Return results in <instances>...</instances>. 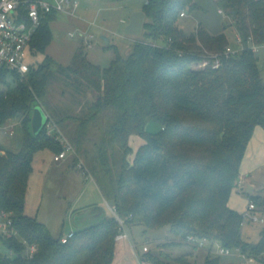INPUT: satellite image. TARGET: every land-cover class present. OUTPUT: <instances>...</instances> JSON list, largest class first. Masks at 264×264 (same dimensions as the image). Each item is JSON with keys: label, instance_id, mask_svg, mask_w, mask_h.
<instances>
[{"label": "trees", "instance_id": "obj_1", "mask_svg": "<svg viewBox=\"0 0 264 264\" xmlns=\"http://www.w3.org/2000/svg\"><path fill=\"white\" fill-rule=\"evenodd\" d=\"M218 1L244 44L234 56L224 55L230 42L224 30L213 33L199 23L187 33L179 23L182 11L201 8L197 0H145V39L134 41L126 57L117 54L106 67L76 46L67 65L46 53L23 77L0 69L5 86L0 127L19 119L22 132L16 150L0 142V210L10 214L17 231L0 235L11 253L0 257V264H112L115 258L120 225L113 214L62 242L61 235L25 213L35 152L61 150L45 126L38 134L32 131L37 104L70 137L74 162L82 156L125 224L169 225L175 236L219 239L264 253V228L256 242L244 240L243 215L228 205L247 143L255 126H264V81L257 53L249 47L250 39L264 43V0ZM56 17L55 10L42 17L32 50L45 52ZM168 38L166 45L155 44ZM213 53H218L217 67ZM203 61L207 64L201 66ZM149 119L159 124L157 130L147 129ZM133 134L145 142L129 159ZM259 203L264 210V197ZM29 244L36 245L32 257L25 253ZM204 264H221L220 255H208Z\"/></svg>", "mask_w": 264, "mask_h": 264}, {"label": "rangeland", "instance_id": "obj_2", "mask_svg": "<svg viewBox=\"0 0 264 264\" xmlns=\"http://www.w3.org/2000/svg\"><path fill=\"white\" fill-rule=\"evenodd\" d=\"M70 1L63 4L65 9L59 11L52 23L53 38L45 52L32 50L35 55H29V61L40 62L46 53H50L57 62L67 65L76 46H80L91 62L106 67L117 54L126 57L131 52L134 41L145 39L143 33L131 35L124 31L130 13L134 8L142 7L145 0H76V8L72 4L74 0ZM197 2L201 6L200 9L186 12L185 16L179 17V23L184 30L187 33L192 32L199 23L212 32L224 30L229 44L236 47L238 32L229 14L220 7L219 1ZM219 8L224 10V14L218 12ZM163 41L159 39L157 43L162 44ZM250 42H253L252 39ZM256 53L264 81V43ZM2 87L5 86L0 83V88ZM88 97L92 99L90 94ZM146 127L149 131H155L159 124L149 119ZM8 129H13L14 133L10 135ZM21 134L20 120H10L8 124L0 127V142L5 148L16 150L20 145ZM66 137L70 141L67 134ZM144 142L145 139L140 135L131 136L132 152L129 159L134 157L137 148ZM80 158L83 159L82 156ZM76 163L73 157L69 156L60 161L54 160L53 152L49 149H41L34 154L26 192L25 213L43 222L54 236H66L71 230L73 232L86 228L100 221L106 214H112L108 207L112 201L106 194L107 188L88 171L83 173ZM251 179L258 185L253 194L259 197L255 200L256 211L263 220L252 221L245 217L242 238L256 242L264 228V210L259 203L264 197V167ZM248 201L249 198L246 202L243 201L244 211ZM5 220L6 218L0 215V223ZM124 230L128 234V246H134L136 253L128 254L124 264H204L208 255L216 256L210 246L195 248L183 237L171 234L169 225L152 228L133 223L125 224ZM144 245L148 246V251L143 250ZM147 253L156 258L149 259ZM5 254L11 253L2 245L0 236V257ZM220 262L238 264L241 258L235 253L223 254L220 255Z\"/></svg>", "mask_w": 264, "mask_h": 264}, {"label": "built area", "instance_id": "obj_3", "mask_svg": "<svg viewBox=\"0 0 264 264\" xmlns=\"http://www.w3.org/2000/svg\"><path fill=\"white\" fill-rule=\"evenodd\" d=\"M70 0H0V69H6L8 72H15L23 77L29 70L30 63L28 60L29 55L32 52L31 40L41 23L42 17L52 10L57 12L63 11L65 8L64 3H70ZM74 8L78 6V2L74 0L72 2ZM218 12L224 14V10L219 8ZM186 11L181 12V16L185 15ZM71 35H73L71 33ZM162 44L158 46L166 45L170 42V38L163 39ZM250 41V40H249ZM236 47L228 44L224 50V55L227 57L237 55L240 53L244 44L239 34L236 36ZM260 45L254 42H249V47L252 51L257 52ZM214 61L213 67H217L220 64L218 53H213ZM207 64V61H203L201 66ZM45 128L48 134L53 135L61 145V150L54 153L53 159L60 160L68 155H76V151L68 140V138L57 127L55 122L47 114V121ZM10 135L14 133L13 129L7 130ZM56 131V132H55ZM77 166L82 169L83 173H87L84 163L81 159H78ZM111 213L115 216L119 222V232L117 233L116 242L126 240L128 238L125 229L124 219L117 213L116 206L114 204L108 205ZM257 205L253 199H249L247 209L242 213L243 219L241 225L245 222V217H249L252 221L263 220L259 218L257 214ZM0 215L5 217L6 220L0 223V235L17 234V231L12 226V219L10 214L0 210ZM72 231L66 236H61V241L65 242L68 237L72 235ZM183 239L186 242L191 243L195 248H204L210 246L212 251L216 255L235 253L241 258V262L238 264H260L264 261V253L255 254L243 250L241 246H229L223 244L219 239H208L206 237H197L195 235L188 234ZM215 246V248H213ZM144 251H148V246H143ZM36 251L35 244H29L26 247V255L32 257Z\"/></svg>", "mask_w": 264, "mask_h": 264}, {"label": "crops", "instance_id": "obj_4", "mask_svg": "<svg viewBox=\"0 0 264 264\" xmlns=\"http://www.w3.org/2000/svg\"><path fill=\"white\" fill-rule=\"evenodd\" d=\"M135 9H141V7L134 8L133 10ZM58 13L59 12H57V14ZM53 21L51 22V27H52ZM216 32H219V31H216ZM216 32H213V33H216ZM47 54H50V53H47ZM30 55L34 56L35 54L32 51ZM15 147H17L16 144H15ZM68 156L72 158L71 155H68ZM263 167H264V126L256 125L253 130V134L249 142L247 143L244 156L240 163L237 184L232 189V192L228 200V205L231 208L237 210L240 213L244 212L245 203L243 201L245 200L246 202L248 198L250 199V194H253L255 189L258 187V185L251 178L254 177L256 172L259 171ZM106 215H109V214H106ZM128 245L129 243L127 240L116 242L115 258L112 264L114 263L124 264L127 261L128 254L136 255V253H134L135 252L134 246L131 248Z\"/></svg>", "mask_w": 264, "mask_h": 264}, {"label": "water", "instance_id": "obj_5", "mask_svg": "<svg viewBox=\"0 0 264 264\" xmlns=\"http://www.w3.org/2000/svg\"><path fill=\"white\" fill-rule=\"evenodd\" d=\"M146 20L145 12L142 9L133 10L130 15L127 24L125 25L124 31L127 34L139 35L143 33V26ZM106 41L108 40L105 38ZM148 41H152L151 39ZM47 121V113L42 105L37 104L33 108L31 126L32 131L38 134L45 126Z\"/></svg>", "mask_w": 264, "mask_h": 264}]
</instances>
